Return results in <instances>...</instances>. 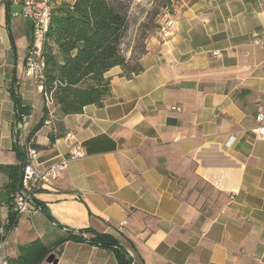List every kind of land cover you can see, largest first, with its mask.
Returning <instances> with one entry per match:
<instances>
[{
	"label": "crops",
	"instance_id": "crops-1",
	"mask_svg": "<svg viewBox=\"0 0 264 264\" xmlns=\"http://www.w3.org/2000/svg\"><path fill=\"white\" fill-rule=\"evenodd\" d=\"M19 7L0 9V166L20 167V178L15 146L24 158L34 150L41 169L76 147L85 157L37 190L7 235L5 263L117 264L105 248L68 240L88 230L144 264H264V141L253 132L264 107V0H172L166 33L143 40L142 71L112 68L111 97L76 115L45 104L25 77L32 27ZM13 81L29 131L43 123L30 139L14 135ZM11 183L0 172L2 222L20 184Z\"/></svg>",
	"mask_w": 264,
	"mask_h": 264
},
{
	"label": "trees",
	"instance_id": "trees-1",
	"mask_svg": "<svg viewBox=\"0 0 264 264\" xmlns=\"http://www.w3.org/2000/svg\"><path fill=\"white\" fill-rule=\"evenodd\" d=\"M171 3L172 0H161L159 7L166 10ZM127 27L126 14L111 0H73L72 4L64 2L53 8L43 53L46 64L44 91L51 93L53 105L62 115L80 114L91 105L102 108L112 95L110 79L105 76L112 68L120 67L127 78L142 71L137 63L130 66L120 54L119 45ZM9 92L19 122L21 116L30 114V109L22 107L14 81ZM42 124L38 123L29 131V139ZM15 151L21 159L22 169L24 157L17 146ZM19 169L18 166H0V172L7 174L12 183L18 179L20 182ZM10 202L7 220L2 222L0 219V229L4 232L3 235L0 233V243L19 218L12 212ZM89 232L80 231L68 240L86 241L105 248L114 254L117 264H144L136 254L131 257L112 236L93 233L92 237L84 238Z\"/></svg>",
	"mask_w": 264,
	"mask_h": 264
},
{
	"label": "built area",
	"instance_id": "built-area-1",
	"mask_svg": "<svg viewBox=\"0 0 264 264\" xmlns=\"http://www.w3.org/2000/svg\"><path fill=\"white\" fill-rule=\"evenodd\" d=\"M12 4L21 5L20 12L16 13L15 16L28 19L32 27V41L24 61V75L31 82L33 87L39 90L44 102L48 106L52 105L51 93L44 91L46 64L43 53L46 35L50 25L51 12L55 7V0H0V9ZM171 24L172 21L167 19L163 27H160L161 31L166 33V30ZM127 34L128 27L119 45L120 54L125 59L129 58L128 46L130 41ZM30 119V114L21 116L20 121L16 125L14 135L23 131L27 138L29 133H26V129ZM255 123L256 126L253 130L255 138L259 141H264V107L255 115ZM36 156L37 154L34 150H26L20 184L10 202L12 212L18 217L28 214L34 209L35 204L33 197L38 189L44 185H50L52 182H55L67 168L69 161L84 158L85 154L79 147H76L71 150L69 154L61 157L54 164L43 169L34 165L33 162ZM125 224L126 222H123L121 226ZM0 233L2 235L4 234L2 228L0 229ZM5 240L0 243V264H6L3 252ZM129 255L132 257L131 253H129Z\"/></svg>",
	"mask_w": 264,
	"mask_h": 264
},
{
	"label": "rangeland",
	"instance_id": "rangeland-1",
	"mask_svg": "<svg viewBox=\"0 0 264 264\" xmlns=\"http://www.w3.org/2000/svg\"><path fill=\"white\" fill-rule=\"evenodd\" d=\"M114 5L126 14L128 21L127 37L130 41L128 52L136 53L137 56L129 55L127 62L136 64L137 59L142 55L143 40L151 34L159 32L163 27L165 21L171 18L168 16L169 9L160 8L161 0H111ZM66 0L60 2L64 3ZM59 4V5H60ZM56 6V4H55ZM13 10L20 11L19 8ZM161 27V28H160ZM135 50V51H134ZM135 57V58H134ZM46 104V103H45ZM31 115V114H30ZM32 117V116H31ZM31 119L28 121L26 133H29V125Z\"/></svg>",
	"mask_w": 264,
	"mask_h": 264
},
{
	"label": "water",
	"instance_id": "water-1",
	"mask_svg": "<svg viewBox=\"0 0 264 264\" xmlns=\"http://www.w3.org/2000/svg\"><path fill=\"white\" fill-rule=\"evenodd\" d=\"M46 263L48 264H56V259L54 255H49V257L46 259Z\"/></svg>",
	"mask_w": 264,
	"mask_h": 264
}]
</instances>
